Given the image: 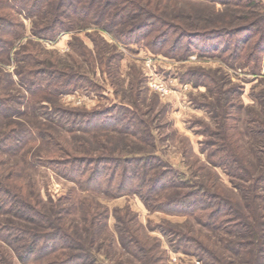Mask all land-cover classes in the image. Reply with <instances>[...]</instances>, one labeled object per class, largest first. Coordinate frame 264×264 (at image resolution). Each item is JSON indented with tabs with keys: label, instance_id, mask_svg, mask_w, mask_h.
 <instances>
[{
	"label": "trees",
	"instance_id": "trees-1",
	"mask_svg": "<svg viewBox=\"0 0 264 264\" xmlns=\"http://www.w3.org/2000/svg\"><path fill=\"white\" fill-rule=\"evenodd\" d=\"M138 1L0 0V59L10 57V47L23 29L22 22L17 19V16L22 15L32 20L31 32L40 38L52 39L62 31L74 29L77 22L91 21L127 46L143 42L153 53L175 58H184L194 52L199 55H220L231 66L249 63L253 74H259L260 61L264 57V12L257 13L254 23L251 24L244 23L247 17L237 15V18H231V21L237 19L238 22L229 27L201 28L197 26V23L202 21V18L198 19L201 16L183 13L186 12L184 10L177 14L167 12L166 7L176 0H164L163 8V0H156L153 11H146L141 4L143 0ZM188 1L239 9L258 6L257 0H185L180 3L190 6ZM160 8L161 12H158ZM167 16L180 18V22L174 21L179 28L175 36L171 35L172 28L168 26L170 22L165 21L164 17ZM155 17L162 18L163 23ZM15 55V60L24 62L14 73L18 83L27 90L28 97L21 93L11 94L10 90H14L11 85L15 84L13 74L6 71L3 74L0 68V90H4V95H0L2 119H12L13 114L19 110L17 107H21L23 103L35 116H43L48 122L52 120L60 123L73 133L113 131L124 136L140 134L141 119L135 106L116 103L110 108L92 111L73 110L70 113L57 108L46 111L45 106L40 105L41 97L68 91L88 79L76 72L49 71L38 68L37 63L30 65L31 61H34L30 52H16ZM27 62L30 67L25 65ZM183 79H192L193 85L203 84L208 89L222 85L210 74L194 69H187ZM236 90L238 92V89ZM229 92L231 94L233 91ZM8 100L9 104L6 103ZM204 102H201V106L208 110L213 118H217L215 107H219V104ZM258 113L264 115V110L257 112L247 107L244 117L240 116V119L246 134L260 141L264 137V119L260 118ZM16 128L18 129L10 131L15 132L14 134L0 137V150L11 154L19 153L27 148L20 147L21 145L35 142L43 135L49 137L43 131L44 134L29 126ZM203 132L210 139H204L202 143L214 146L199 147V151L205 154L204 166L221 169L228 176L232 189L237 194L231 192V195H223L211 186L189 182L174 167L156 163L157 157L153 154L114 157L107 156L108 151L104 150L97 152L96 156H81L76 155L80 153H75L69 147H53L59 155L37 158L35 161L51 167L81 190L110 196L136 193L150 209L185 217V221L194 220L209 229L222 228L228 236L232 235L226 242L225 249L232 256L239 258L238 264H264V208L260 203L264 199V163L258 167V164L250 159L258 148H250L248 154L245 147H235V141H231L232 147L227 146L225 141L220 143V147L214 142L217 141L215 131L207 129ZM226 136L227 133L224 132L223 138ZM2 177L0 171V264H14L15 259L20 264H93V257L91 258L86 242L62 217L67 208H59L60 202L54 204L50 200V205L45 203L49 210L47 212L38 195L39 205H34L28 197ZM238 194L244 199L243 205L236 203ZM116 210L117 227L122 217ZM82 214L85 219L84 230L91 236L92 242L97 237L98 229L95 223L106 217L107 210L94 213L90 208H83ZM184 225L185 230L180 229L179 224L166 221L159 225L158 228L171 249L196 257L207 264L233 262H225L217 255L210 242L203 240L187 222ZM117 228L119 239L126 250L137 260L144 261L149 249L140 245L133 234L123 235V227ZM3 244L11 252L6 250ZM229 257L227 254L226 260L230 259Z\"/></svg>",
	"mask_w": 264,
	"mask_h": 264
},
{
	"label": "rangeland",
	"instance_id": "rangeland-1",
	"mask_svg": "<svg viewBox=\"0 0 264 264\" xmlns=\"http://www.w3.org/2000/svg\"><path fill=\"white\" fill-rule=\"evenodd\" d=\"M182 1L185 0L171 1L166 7L167 12L177 14L184 10L186 12L183 13L201 16L198 19L202 18V21L197 23L201 28L229 27L238 22L237 19L231 21V18H237V15L247 17L244 23L251 24L254 23L257 13L264 12V0H257V7L244 9L214 7L190 1V6H187L180 3ZM155 2L156 0L151 3L143 0L141 4L146 11H153ZM163 6L164 0L161 3L162 8ZM158 12H161V8ZM167 17H164L165 21L170 22L168 26L172 28L171 35L175 36L179 32L175 22H180V18ZM155 18L163 23L162 18ZM17 19L22 22V32L10 47V57L0 59L3 74L5 71L13 74L15 84L11 85L14 89L10 90L12 95L21 93L28 97L27 90L18 83L14 73L24 62L15 60L14 57L16 52H30L34 58L30 65L37 63L38 68L49 71L76 72L88 79L68 91L41 97L40 105L45 106L46 111L52 108L70 113L73 110L92 111L110 108L116 103L135 106L141 119V128L137 136H124L113 131L73 133L60 123L52 120L48 122L43 116H35L29 107L26 108L21 103L23 108L18 106L19 110L13 114L12 119L5 120L0 116V137L14 134L15 132L10 131L21 126L43 131L49 137L43 135L35 142L21 145L20 147L27 148L19 153L11 154L0 150L2 179H6L11 186L21 191L34 205H39L38 195L47 212L49 210L46 204L50 205V200L54 204L60 202L59 208H67L62 217L86 242L91 258L93 257V264H207L169 247L158 228L165 221L179 224L182 230H185L184 224L187 222L203 240L210 242L217 255L225 262L233 260L230 264H238L239 258L232 256L225 249L226 242L232 238V235H227L226 230L209 229L194 220L185 221V217L150 209L136 193L110 196L81 190L51 167L40 165L35 160L59 155L53 147H69L75 153H80L76 155L81 156H96L97 152L104 150L108 151L107 156L114 157L153 154L157 157L156 163L174 167L189 182L211 186L223 195H231V192L237 194L232 189L228 176L221 169L204 166L205 154L199 151V147H214L202 143L204 139H210L203 132L209 129L217 133V141H212L217 142L219 146L223 141L227 146H231V141H235V147H245L248 154L250 148L257 147L252 156H249L251 162L257 163L258 167L262 166L264 137L258 141L248 136L240 116L244 117L247 107L257 112L264 110V57L260 61L259 74H253L249 63L231 66L220 55H199L194 52L184 58H175L153 53L143 42L127 46L91 21L77 22L74 29L62 31L55 38L48 39L32 34L31 19L22 15L17 16ZM25 65L30 67L29 62ZM187 69L208 73L222 85L216 87L215 82V89H208L203 84L193 85L192 79H183ZM234 88L238 89V92L236 89L234 91ZM229 90L233 92L230 94ZM0 95H4V90H0ZM204 101L219 104V107H215L217 118H213L210 112L201 106ZM6 103L9 104V100ZM258 115L264 119L263 113ZM224 132L227 133L225 139ZM240 196H236V203L243 205L244 199ZM260 203L264 208V199ZM83 208H90L94 213L107 210L106 217L95 223L98 229L97 237L92 242L91 236L84 230ZM115 210L119 211L117 214L122 217L117 226L123 227L121 233L133 234L140 245L149 249L144 261L137 260L130 254L119 239ZM2 246L11 252L6 245ZM227 254L230 255L228 260ZM14 264L20 263L15 259Z\"/></svg>",
	"mask_w": 264,
	"mask_h": 264
}]
</instances>
